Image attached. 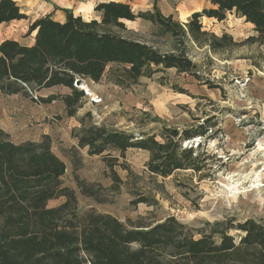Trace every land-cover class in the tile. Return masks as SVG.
Returning a JSON list of instances; mask_svg holds the SVG:
<instances>
[{
	"label": "trees",
	"instance_id": "1",
	"mask_svg": "<svg viewBox=\"0 0 264 264\" xmlns=\"http://www.w3.org/2000/svg\"><path fill=\"white\" fill-rule=\"evenodd\" d=\"M208 1L210 6L191 13L188 29L201 31V17L219 21L235 13L254 26V39L263 42L264 0ZM93 10L97 18L62 9L64 19L47 13L31 21L26 30L33 35L31 44L2 40L0 93L21 94L36 103L60 99L65 115L71 117L84 97L73 85L76 78L98 82L108 65L116 64L110 73L120 85H131L165 69L195 74L196 64L186 55L180 38L184 32L172 21V14L161 13L156 4L151 10L134 11L130 4L117 0L99 1ZM24 18L17 2L0 0V23ZM136 19L161 28V34L178 43L162 51L147 41L122 35L125 22ZM56 86L70 92L34 96ZM89 115L86 112L83 118ZM210 126L206 122L182 128L163 126L158 135L137 137L91 123L71 136L77 148H86L104 161L116 187L121 180L114 167L126 169L119 158L132 148L149 151L146 166L152 175L163 178L188 170L205 177V160L213 155L201 152L202 142L194 139L205 137ZM50 144L51 137L45 133L39 141L17 143L0 128V264H222L227 258L264 264V225L252 218L215 220L193 230L173 216L130 227L93 208L79 214L74 189L61 181L66 166ZM74 179L81 195L97 200L90 184ZM59 196L65 198L62 203L47 206ZM138 202L151 204L147 197L134 199L133 204Z\"/></svg>",
	"mask_w": 264,
	"mask_h": 264
},
{
	"label": "rangeland",
	"instance_id": "2",
	"mask_svg": "<svg viewBox=\"0 0 264 264\" xmlns=\"http://www.w3.org/2000/svg\"><path fill=\"white\" fill-rule=\"evenodd\" d=\"M14 1L25 18L0 23V42L9 38L21 44L30 42L33 35L26 34L30 22L47 13L64 19L62 9L87 19L98 17L93 8L99 0ZM154 4L161 13L172 14V21L183 30L180 38L186 55L196 64L195 74L165 69L131 85H120L110 73L116 64L108 65L100 81L82 79L90 96L84 95L81 107L71 117L65 115L60 99L36 103L21 94L0 93V128L15 141H38L42 131L48 133L51 151L66 166L61 181L74 189L79 214L93 208L114 215L130 227L167 216L193 230L227 218L236 222L252 218L264 225V40H255L254 26L235 13H228L219 21L201 17V31L188 29L191 13L210 6L208 0L130 3L134 11H144L147 5L151 10ZM125 29L122 35L147 41L162 51H169L178 43L146 20L126 21ZM80 86L76 88L85 94L86 89ZM46 91L70 92L56 88L42 90L41 95H46ZM92 98H100L101 102L92 104ZM86 112L90 115L83 118ZM204 122L211 125L207 135L194 140L202 142L201 152L207 151L213 157L205 160L206 176L202 178L188 170L163 178L152 175L146 166L149 151L132 148L119 158L126 169L114 167L121 180L114 187L104 161L90 155L86 148H77L76 138L71 136L72 131L91 123L140 137L158 135L163 126L182 128ZM74 176L92 186L98 201L81 195ZM139 197H147L151 204H133ZM64 200L59 196L49 200L47 206H58ZM222 264L252 263L227 258Z\"/></svg>",
	"mask_w": 264,
	"mask_h": 264
},
{
	"label": "crops",
	"instance_id": "3",
	"mask_svg": "<svg viewBox=\"0 0 264 264\" xmlns=\"http://www.w3.org/2000/svg\"><path fill=\"white\" fill-rule=\"evenodd\" d=\"M99 1H114V0H99ZM117 1H122V2H125V3H128V4H130L131 3V0H117ZM149 1V0H148ZM99 3V2H98ZM147 3V2H146ZM146 10H148V5H147V9ZM74 15H81L80 13H73ZM82 17H83V15H81ZM83 18H85V17H83ZM32 41H33V39L31 38V41L30 42H25V44H31L32 43ZM56 88H66V87H63V86H56V87H51V88H44V89H41V91L42 90H54V89H56ZM41 91H39L38 93H37V95H39L40 97L41 96H43V97H46V96H48V95H51V94H56V93H54V92H48V91H46L47 93H46V95H41ZM12 95H19V94H12ZM55 102V101H54ZM63 106V105H62ZM63 108V110H65V107L63 106L62 107ZM64 113H65V111H64ZM43 133H45V134H48L47 132H44V131H42V133L41 134H43ZM14 142H23V141H27V140H31L30 138H27V140H22V141H15L14 139H12ZM33 141H35V140H33ZM39 141V140H38ZM76 142H77V140H76ZM76 142H75V145H76ZM74 145V146H75Z\"/></svg>",
	"mask_w": 264,
	"mask_h": 264
},
{
	"label": "built area",
	"instance_id": "4",
	"mask_svg": "<svg viewBox=\"0 0 264 264\" xmlns=\"http://www.w3.org/2000/svg\"><path fill=\"white\" fill-rule=\"evenodd\" d=\"M84 95L90 96V91L86 89ZM90 101H91L92 104H94V103L97 104V103H100L101 102V99L100 98H92ZM96 101H98V102H96Z\"/></svg>",
	"mask_w": 264,
	"mask_h": 264
},
{
	"label": "water",
	"instance_id": "5",
	"mask_svg": "<svg viewBox=\"0 0 264 264\" xmlns=\"http://www.w3.org/2000/svg\"><path fill=\"white\" fill-rule=\"evenodd\" d=\"M82 79L81 78H76V80L74 81L73 85L75 87H78L81 85Z\"/></svg>",
	"mask_w": 264,
	"mask_h": 264
},
{
	"label": "bare ground",
	"instance_id": "6",
	"mask_svg": "<svg viewBox=\"0 0 264 264\" xmlns=\"http://www.w3.org/2000/svg\"><path fill=\"white\" fill-rule=\"evenodd\" d=\"M80 88H84V89H87V86H85L84 84H81ZM94 102V101H93ZM98 102V101H96Z\"/></svg>",
	"mask_w": 264,
	"mask_h": 264
}]
</instances>
